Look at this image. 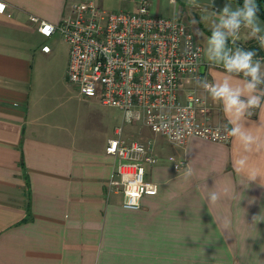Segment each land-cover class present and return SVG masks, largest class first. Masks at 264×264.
<instances>
[{
	"label": "crops",
	"instance_id": "0c3cea01",
	"mask_svg": "<svg viewBox=\"0 0 264 264\" xmlns=\"http://www.w3.org/2000/svg\"><path fill=\"white\" fill-rule=\"evenodd\" d=\"M3 1L0 264H264V148L249 153L248 170L240 172L235 161L242 149L234 137L223 144L189 136L178 144L138 122L101 133L71 122L68 90L38 86L39 73L50 66L47 40L54 34L42 36L29 16L56 24L84 0ZM87 1L111 11H133L140 2ZM147 1L151 14L181 19L177 0H164L171 8ZM195 41L202 47L201 74L209 82L222 79L224 69ZM250 45L260 47L256 56L264 54L253 40L228 46ZM67 63L68 56L64 72ZM76 92L80 101L92 99ZM201 93L213 107L212 119L231 127L220 105ZM120 126L125 141H149L155 155L145 178L158 190L142 196L138 208L123 206L122 194L109 189L115 160L105 148ZM245 126L264 140V111L253 109ZM180 160L185 165L175 168ZM253 173L259 177L249 181ZM210 190L219 200H206Z\"/></svg>",
	"mask_w": 264,
	"mask_h": 264
},
{
	"label": "built area",
	"instance_id": "2783aa9c",
	"mask_svg": "<svg viewBox=\"0 0 264 264\" xmlns=\"http://www.w3.org/2000/svg\"><path fill=\"white\" fill-rule=\"evenodd\" d=\"M6 10L0 0V14ZM29 20L42 36L58 33L66 42V79L78 93L118 108L124 122L141 123L178 144L189 136L231 141V127L212 119L213 107L201 93L200 82L207 80L199 71L202 47L181 19L151 14L147 0L133 11L84 0L73 3L56 24L33 15ZM256 58L264 60V54ZM105 151L115 160L109 189L122 194L123 206L138 208L142 196L157 193V183L145 178V166L155 162L149 141H125L120 126ZM183 165L180 160L174 167Z\"/></svg>",
	"mask_w": 264,
	"mask_h": 264
},
{
	"label": "clouds",
	"instance_id": "9594fccd",
	"mask_svg": "<svg viewBox=\"0 0 264 264\" xmlns=\"http://www.w3.org/2000/svg\"><path fill=\"white\" fill-rule=\"evenodd\" d=\"M257 12L256 0H243L242 7L238 6L235 10L230 3L225 5L218 14V20L211 25V34L204 50V55L211 64L224 69V76L212 82H200L204 92L220 105L232 125L227 131L236 138L242 149L235 161L237 171L240 172L248 170L249 153L254 149L264 148V140L245 126L253 109L264 111V62L254 59L255 51L239 47L232 49L228 45L230 40L235 42L239 38L242 27H250L256 33L261 32L257 26ZM260 43L264 47V35H260ZM257 177L259 176L253 173L249 181H255ZM219 198L218 192L210 190L206 200L212 202Z\"/></svg>",
	"mask_w": 264,
	"mask_h": 264
},
{
	"label": "rangeland",
	"instance_id": "374dc122",
	"mask_svg": "<svg viewBox=\"0 0 264 264\" xmlns=\"http://www.w3.org/2000/svg\"><path fill=\"white\" fill-rule=\"evenodd\" d=\"M149 1L155 4V0ZM161 1L165 8L172 7L166 1ZM177 2L181 8H184L180 10L179 17L187 24L189 30L203 45L205 50L207 46L205 40L210 36L206 33L205 29L211 31V25L214 21L218 20L219 12L196 6H187L179 1ZM249 34L253 37H250ZM252 40L256 44H261L258 33L254 32L250 27H242L239 38L235 42L239 44H250ZM47 43L52 48V53L49 63L50 66H48L47 70L39 73L38 86L40 90H68L66 95V117L71 122L79 123L81 126L86 127L88 131L96 127L101 133L108 128H114L116 125H123L124 129L127 128L122 112L117 108L104 106L96 98L87 99L86 101L78 100L76 97V89L67 81L66 71L64 72V64L68 56V45L59 34H54L47 40ZM68 94L71 95L70 98H68ZM158 138L164 140L161 137ZM164 141L166 142V140Z\"/></svg>",
	"mask_w": 264,
	"mask_h": 264
},
{
	"label": "water",
	"instance_id": "95a60500",
	"mask_svg": "<svg viewBox=\"0 0 264 264\" xmlns=\"http://www.w3.org/2000/svg\"><path fill=\"white\" fill-rule=\"evenodd\" d=\"M181 3H185L190 6H196L200 8H206L210 10H214L216 12H221L222 9L225 7L226 4H231L233 10H235L236 7H242L240 4L228 1V0H177ZM257 26L260 28V35H264V20H262L258 15H257ZM204 66H200L199 71L202 72V69Z\"/></svg>",
	"mask_w": 264,
	"mask_h": 264
},
{
	"label": "trees",
	"instance_id": "16d2710c",
	"mask_svg": "<svg viewBox=\"0 0 264 264\" xmlns=\"http://www.w3.org/2000/svg\"><path fill=\"white\" fill-rule=\"evenodd\" d=\"M228 1H232V2H235V3H238L240 4L241 6L243 5V0H228ZM181 3V2H180ZM182 4H185V3H182ZM256 4L258 5V12H257V15L262 19L264 20V0H256ZM187 5V4H185ZM188 6V5H187ZM206 30V33L207 34H211V31L208 30V29H205ZM246 50H252V51H255L256 55L262 53L261 49L259 46H248L245 48Z\"/></svg>",
	"mask_w": 264,
	"mask_h": 264
}]
</instances>
